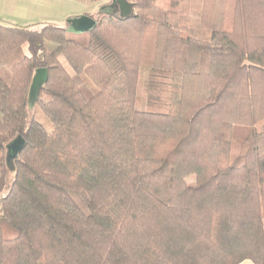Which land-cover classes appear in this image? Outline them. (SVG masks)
<instances>
[{"label":"trees","instance_id":"16d2710c","mask_svg":"<svg viewBox=\"0 0 264 264\" xmlns=\"http://www.w3.org/2000/svg\"><path fill=\"white\" fill-rule=\"evenodd\" d=\"M128 1L0 22V264H264V0Z\"/></svg>","mask_w":264,"mask_h":264},{"label":"crops","instance_id":"0c3cea01","mask_svg":"<svg viewBox=\"0 0 264 264\" xmlns=\"http://www.w3.org/2000/svg\"><path fill=\"white\" fill-rule=\"evenodd\" d=\"M48 0H0V22L7 25H31L44 22H53L68 19L67 26L74 20L84 16L82 11L67 13L64 17L53 16V8L46 6ZM66 19V20H67ZM65 20V21H66ZM241 264H257L255 261L247 260Z\"/></svg>","mask_w":264,"mask_h":264},{"label":"rangeland","instance_id":"374dc122","mask_svg":"<svg viewBox=\"0 0 264 264\" xmlns=\"http://www.w3.org/2000/svg\"><path fill=\"white\" fill-rule=\"evenodd\" d=\"M111 0H101L98 3H83L81 1L78 0H48L46 6H49L51 8H53L54 11V15L53 16H58L59 17H64L65 14L67 13H75L78 11H82L84 14H86L85 16L91 17V18H95L100 14V9L102 6H105L107 4H110ZM67 18H65L64 20H57V21H53L55 23L60 24L62 27H64L65 29L67 28ZM66 20V21H65ZM19 26V25H18ZM28 26V25H25ZM35 26V25H34ZM37 29L40 28V26L36 27ZM70 29H67L68 33L67 36L73 40H76L78 42L81 43H85L87 44L90 40V32L86 31V32H78L75 31L76 29L71 28L69 26ZM64 60V59H63ZM65 67L67 68V70L71 73V74H75L74 71L72 70V68L70 67V65L66 62L63 61ZM3 75L5 76V78H9V72L8 70H4L3 71ZM84 91L86 92V94L88 96H92L96 91L95 88L93 86H91L89 83L85 82L84 86ZM30 97L33 99V96L30 93ZM245 135V129L244 128H239L238 131L236 132V135L234 137V141H233V145H232V155L236 156L239 152V147H240V142L242 140V138ZM193 179H191L192 182Z\"/></svg>","mask_w":264,"mask_h":264},{"label":"water","instance_id":"95a60500","mask_svg":"<svg viewBox=\"0 0 264 264\" xmlns=\"http://www.w3.org/2000/svg\"><path fill=\"white\" fill-rule=\"evenodd\" d=\"M100 14H105L118 19L121 22H126L129 19L135 17L134 4L128 0H111L110 4L102 6ZM73 28L78 32H90L96 26V20L88 16H81L72 22ZM48 81L47 69H39L34 76L31 86V95L36 98L42 86ZM25 147V140L22 137H18L11 142L7 147V162L13 169V163L18 158L19 154Z\"/></svg>","mask_w":264,"mask_h":264},{"label":"flooded vegetation","instance_id":"af4514ba","mask_svg":"<svg viewBox=\"0 0 264 264\" xmlns=\"http://www.w3.org/2000/svg\"><path fill=\"white\" fill-rule=\"evenodd\" d=\"M72 24V23H71Z\"/></svg>","mask_w":264,"mask_h":264}]
</instances>
